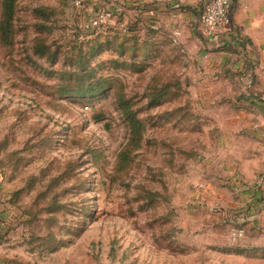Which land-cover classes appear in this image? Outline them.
<instances>
[{"label":"rangeland","instance_id":"rangeland-1","mask_svg":"<svg viewBox=\"0 0 264 264\" xmlns=\"http://www.w3.org/2000/svg\"><path fill=\"white\" fill-rule=\"evenodd\" d=\"M242 3L245 24H234L257 64L214 69L202 88L198 59L170 27L146 25L139 0L14 1L0 32L7 264H264L262 192L229 167L225 114L199 105L204 89L210 101L237 93L234 76L242 95L264 98V0H235L231 12ZM105 8L109 21L92 28Z\"/></svg>","mask_w":264,"mask_h":264},{"label":"crops","instance_id":"crops-1","mask_svg":"<svg viewBox=\"0 0 264 264\" xmlns=\"http://www.w3.org/2000/svg\"><path fill=\"white\" fill-rule=\"evenodd\" d=\"M139 1L147 4L145 13H147L148 22L146 25L150 27L162 25L166 28L180 30L178 42L184 49L194 54L192 56L199 61V65L195 68L199 71L200 87H207L209 82H213L214 78H211L210 74L214 69L227 73L229 70L230 72H241L244 64L243 58L244 62H249L248 66L244 65L245 69L249 66H256L257 62L250 57V46L245 47L243 41L238 38V34H248L247 28L242 33H237V25L234 24V22L241 23L243 17L245 18L243 10L245 4H240L235 12L234 10L231 12V23L225 25L216 36L206 37L201 35L197 29L199 14L206 0ZM241 24L244 25L245 22ZM243 54L246 56L243 57ZM234 78L233 85L237 88V93L229 95L225 100L217 101L214 98L210 101L212 94L210 95L209 89H204L200 93H204L205 96L201 98L202 102L199 105L203 102L206 106L210 105L206 110L210 117L218 118L215 113L218 109L225 114L224 122L218 120V141L226 145L228 149H232V155L229 158L231 166L229 167H237L241 172H238L240 174L238 177L251 182L260 171L264 170V98L255 97L254 93L242 95L241 86L237 84L239 80L237 76ZM234 107L237 109H233ZM238 150H240L239 153ZM260 191L264 197V190ZM1 246L0 264H7Z\"/></svg>","mask_w":264,"mask_h":264},{"label":"built area","instance_id":"built-area-1","mask_svg":"<svg viewBox=\"0 0 264 264\" xmlns=\"http://www.w3.org/2000/svg\"><path fill=\"white\" fill-rule=\"evenodd\" d=\"M86 0H70L75 8L81 7ZM235 0H206L199 14L197 29L201 35L206 37H214L225 26L231 23V8ZM110 11L98 9L90 18L89 25L92 28H100L106 25L110 19ZM120 29L125 31L126 28L121 26ZM172 41L177 43L179 31L172 29ZM253 189L264 190V170L260 171L250 183ZM244 235L242 228H232L230 238L233 242H237Z\"/></svg>","mask_w":264,"mask_h":264},{"label":"trees","instance_id":"trees-1","mask_svg":"<svg viewBox=\"0 0 264 264\" xmlns=\"http://www.w3.org/2000/svg\"><path fill=\"white\" fill-rule=\"evenodd\" d=\"M14 1L15 0H2L4 11H5V19L1 22V27H0V32L1 33H5V32L8 31L9 21L11 19L12 13H13ZM152 32H155V31H152ZM87 88H91V87H87ZM80 90H82V89L80 88ZM83 92L84 93H86V92L90 93L91 89H84ZM130 116H131V123H132L131 125L133 126V129L131 130V132H132L133 135L139 136L140 135V125L141 124L135 118L134 112L131 111L130 112Z\"/></svg>","mask_w":264,"mask_h":264}]
</instances>
